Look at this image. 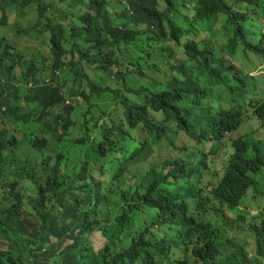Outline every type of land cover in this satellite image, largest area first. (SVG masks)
Returning a JSON list of instances; mask_svg holds the SVG:
<instances>
[{
    "label": "trees",
    "instance_id": "obj_1",
    "mask_svg": "<svg viewBox=\"0 0 264 264\" xmlns=\"http://www.w3.org/2000/svg\"><path fill=\"white\" fill-rule=\"evenodd\" d=\"M123 1L112 12L111 0H70L48 14L54 0H0L1 24L37 10L22 34L46 36L54 53L49 68L0 34V264H264V224L251 227V255L228 235L225 213L244 223L239 207L259 193L264 141L233 140L210 191L199 187L203 157L174 158L166 146L181 131L221 141L250 109L264 122V91L230 62L241 48L264 58L263 30L227 0ZM261 1L240 0L253 12ZM222 15L228 44L212 48L202 34ZM57 69L83 105L68 106L61 83L27 86ZM94 231L105 238L99 250Z\"/></svg>",
    "mask_w": 264,
    "mask_h": 264
},
{
    "label": "rangeland",
    "instance_id": "obj_2",
    "mask_svg": "<svg viewBox=\"0 0 264 264\" xmlns=\"http://www.w3.org/2000/svg\"><path fill=\"white\" fill-rule=\"evenodd\" d=\"M118 1L119 0H112L111 10L113 12L120 11ZM228 1L233 4L237 13H244L251 16V18H254L259 28L264 30V17H260L256 13L258 9H256V12H252V10H249L248 5L241 3L239 0ZM69 2L70 0H54L53 5L46 3L44 6L47 7L49 12L48 14H50L54 8L52 6H55L57 9H61ZM261 5L264 6V0ZM161 7L163 8V5H161ZM22 11L23 10H21L19 18L22 21L23 27L33 28L36 21L39 19V12L34 9L28 13H22ZM2 15L3 12L0 9V17ZM16 19V15H10L9 23L7 25H0V34L7 37V41L14 47L15 52L23 53L31 60L39 57L40 60H44L46 62L47 67L52 68L54 64V53L44 41L47 37L45 36L44 38H40L34 32L27 35L22 34L20 32L22 27L15 25ZM226 23L227 16L223 15L214 24L211 31L203 32L202 38L207 39L212 48L228 44V39L223 36ZM217 36H220V39H217ZM240 52L242 54L239 58L230 59L231 64L236 65L240 72L254 77L257 86L264 91V58L257 56L252 49L244 51V48H241ZM69 60L70 57L67 55L65 57V61L68 62ZM85 71L91 78H95L96 71L93 68H86ZM15 72L17 75H21L23 72V66L20 64L15 69ZM54 76L58 80L56 83L59 82L62 86L65 85L61 71L60 75H56V71L55 75H52V73L49 72L46 74L45 79L50 78L53 80ZM106 78L108 84L111 85L112 81L109 80V75H107ZM30 82L31 81H29V84ZM63 89L66 92V97H70L75 105H80L77 102V97H83L82 95L78 94L73 96L71 94V86H63ZM75 89L76 92H78L81 89L80 85L78 84L75 86ZM84 89H86V86H84ZM229 93V90L223 92L224 96H227ZM5 111L6 109H3V112ZM7 125L10 124H5L4 126L8 127ZM10 128L14 129L13 126H10ZM247 136L264 140V123L259 120L256 115V111L253 109H250L246 113L244 125L241 126L237 132L226 135L220 143L206 141L197 142L185 132H180L176 135L174 144L170 145L169 140H167L166 146H169L171 151H168V153H171L174 158L186 159L197 164L200 156L203 157L206 162V169L201 175L199 187L206 191H210L217 185L219 180L224 175L227 162L233 152L231 142L239 137ZM157 159H159V156L156 151L152 156L148 157V162L153 163L157 161ZM259 185L257 198L251 199L254 193L251 192L249 199L243 204V206L240 207V209L244 211L245 216L244 223H241V227L236 228L238 224L235 222L237 214L228 208L225 209V213L227 215L226 220L230 224V228H228L230 229L228 231V235H238L241 237V239L246 243L247 249L251 255H255L256 253V238L254 233L251 231V227L264 224V169L259 174ZM91 238L96 249L103 246L104 238L101 236L100 232H94Z\"/></svg>",
    "mask_w": 264,
    "mask_h": 264
},
{
    "label": "clouds",
    "instance_id": "obj_3",
    "mask_svg": "<svg viewBox=\"0 0 264 264\" xmlns=\"http://www.w3.org/2000/svg\"><path fill=\"white\" fill-rule=\"evenodd\" d=\"M112 1V0H111ZM123 3H125L126 1H123V0H121ZM228 1V0H227ZM240 1V0H239ZM263 1V0H262ZM262 1L260 2V8H256V9H258V11L256 12L259 16L261 15V10H262V8H264V6H262L261 5V3H262ZM229 2V1H228ZM229 3H231V2H229ZM241 3H243V2H241ZM232 4V3H231ZM245 4V3H244ZM233 5V4H232ZM246 5H248V4H246ZM66 6V5H65ZM111 6H112V4H111ZM249 6V5H248ZM64 7V6H63ZM62 7V8H63ZM61 8V9H62ZM1 9V8H0ZM110 9H111V7H110ZM256 9H255V11H256ZM2 10V9H1ZM21 10H23V9H20V13H21ZM249 10H252V12L254 11V8L252 7V6H249ZM112 11V10H111ZM3 12V11H2ZM113 12V11H112ZM237 12V11H236ZM20 13H8V23H9V18H10V15H16L17 16V19H16V22H15V25L16 26H20V27H22V29H21V33H22V30H24V29H28V28H25V27H23V24H22V21H21V19L19 18V15H20ZM22 13H23V11H22ZM223 16V15H222ZM226 16V15H225ZM4 17V12H3V15L0 17V19L1 18H3ZM260 17H262V16H260ZM221 18V17H220ZM227 19H228V17H227ZM18 20H20L21 21V24H18L17 23V21ZM219 20V19H218ZM217 22V21H216ZM215 22V23H216ZM7 23V24H8ZM7 24H1L0 23V25H7ZM226 26H227V23H226V25H225V31H226ZM214 27V26H213ZM34 28V27H33ZM213 29V28H212ZM263 30V29H262ZM209 31H211V30H209ZM224 31V32H225ZM263 32H264V30H263ZM210 45V44H209ZM224 45H227V44H224ZM221 46V45H220ZM210 47H211V45H210ZM219 47V46H218ZM215 48V47H214ZM17 53H19V52H17ZM237 67V66H236ZM58 70V71H57ZM57 70H55L56 71V75H60V71L61 70H59V69H57ZM55 71L52 73V75H55ZM62 73V72H61ZM19 76V75H18ZM249 76H251V75H249ZM45 77H46V75H44V77H42L41 79H40V81H35V80H32V79H30L29 81H31L30 82V84H29V81H28V83H27V86L29 87V88H32V89H34V88H37V87H40V86H43V85H47V84H53L55 87H59L60 86V83L58 82V83H56V81H58L57 79H56V77L54 76V79L53 80H51L50 78H47V79H45ZM252 77V76H251ZM254 78V77H253ZM255 79V78H254ZM254 83H255V81H254ZM256 84V83H255ZM257 85V84H256ZM262 90V89H261ZM226 91V90H225ZM263 91V90H262ZM218 92H219V90H218ZM61 94L62 95H64V97H65V99H66V104L68 105V106H81V105H83L84 103H85V98L84 97H81V96H78L77 97V102L80 104V105H75L74 103H73V100L70 98V97H66V92H65V90L63 89V86H61ZM78 95V94H77ZM73 96H76V95H73ZM228 96H230V93L227 95V96H225V97H228ZM84 98V99H83ZM3 109H6V108H3ZM3 109H2V113H3ZM7 110V109H6ZM6 112V111H5ZM156 116H159V114H157V113H154ZM245 117H246V115H245ZM260 120V119H259ZM261 121V120H260ZM244 122H245V118H244ZM264 123V122H263ZM244 125V124H243ZM242 125V126H243ZM240 129V128H239ZM238 129V130H239ZM181 132H184V131H181ZM237 132V131H236ZM180 133V132H179ZM186 133V132H185ZM187 134V133H186ZM188 135V134H187ZM190 136V135H189ZM175 137H176V135H175ZM191 137V136H190ZM252 137V136H251ZM192 138V137H191ZM240 138V137H239ZM193 139V138H192ZM238 139V138H237ZM195 140V139H194ZM236 140V139H235ZM258 140H261V139H258ZM195 141H197V140H195ZM222 141V140H221ZM221 141H214V142H218V143H220ZM264 141V140H263ZM197 142H200V141H197ZM202 142H205V141H202ZM210 142H213V141H210ZM231 147H232V142H231ZM232 150H233V148H232ZM233 153V152H232ZM229 161V160H228ZM225 173V172H224ZM261 173V172H260ZM223 177V176H222ZM258 178H259V175H258ZM218 184V183H217ZM260 186V185H259ZM258 192H259V190H258ZM245 203V202H244ZM243 203V204H244ZM243 204H242V206H243ZM241 207V206H240ZM240 207H239V209H240ZM240 210H242V209H240ZM243 211V210H242ZM244 212V211H243ZM94 232H100L101 233V231H94ZM93 232V233H94ZM92 233V234H93ZM92 236V235H91ZM101 236H102V234H101ZM103 237V236H102ZM104 238V237H103ZM92 239V238H91ZM93 242V241H92ZM104 243H105V238H104ZM94 245V244H93ZM103 246H104V244H103ZM102 246V247H103ZM95 247V246H94ZM101 247V248H102ZM101 248H99V249H101ZM96 249V248H95ZM99 249H96V250H99Z\"/></svg>",
    "mask_w": 264,
    "mask_h": 264
}]
</instances>
